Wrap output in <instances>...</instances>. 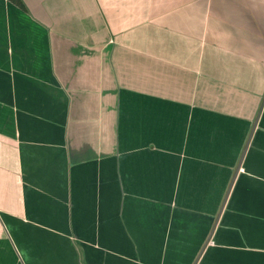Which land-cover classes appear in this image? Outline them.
Wrapping results in <instances>:
<instances>
[{
  "label": "crops",
  "instance_id": "crops-1",
  "mask_svg": "<svg viewBox=\"0 0 264 264\" xmlns=\"http://www.w3.org/2000/svg\"><path fill=\"white\" fill-rule=\"evenodd\" d=\"M0 0V264H264V0Z\"/></svg>",
  "mask_w": 264,
  "mask_h": 264
},
{
  "label": "trees",
  "instance_id": "trees-1",
  "mask_svg": "<svg viewBox=\"0 0 264 264\" xmlns=\"http://www.w3.org/2000/svg\"><path fill=\"white\" fill-rule=\"evenodd\" d=\"M9 1H11L13 4L19 6L20 8L23 7L21 0H9Z\"/></svg>",
  "mask_w": 264,
  "mask_h": 264
}]
</instances>
